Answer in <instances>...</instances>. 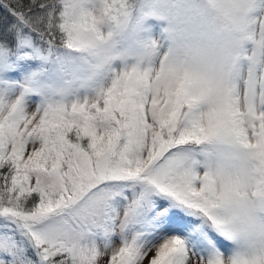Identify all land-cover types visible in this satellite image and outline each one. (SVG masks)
<instances>
[{
	"label": "rangeland",
	"instance_id": "374dc122",
	"mask_svg": "<svg viewBox=\"0 0 264 264\" xmlns=\"http://www.w3.org/2000/svg\"><path fill=\"white\" fill-rule=\"evenodd\" d=\"M72 1V29L95 53L88 62L70 52V80L55 66L42 78L48 57L31 39L36 59L18 71L0 44L1 159L29 174L24 190L52 194L50 211L0 208V264H56L47 259L64 248L75 264H264V0H217L231 25L221 31L204 0H155L139 42L127 31L135 0ZM187 95L199 105L175 140ZM73 127L98 133L97 159L76 142L55 145ZM180 136L198 147L214 138L212 151L187 146L145 189L142 176ZM4 197L0 185V206ZM202 207L214 208L221 235Z\"/></svg>",
	"mask_w": 264,
	"mask_h": 264
},
{
	"label": "trees",
	"instance_id": "16d2710c",
	"mask_svg": "<svg viewBox=\"0 0 264 264\" xmlns=\"http://www.w3.org/2000/svg\"><path fill=\"white\" fill-rule=\"evenodd\" d=\"M144 2L136 0L129 6L133 5V10L129 16V23L138 21L141 17L142 9L144 12L150 10V6L154 4L155 0H144ZM136 2V3H135ZM210 10L212 18L216 24V27L221 30L223 28H230V22L217 10L215 3L217 0H209ZM73 4L72 0H0V44H5L9 51V60L16 70H20L26 64L32 63L36 58L29 57L31 54L28 51V47L25 46L26 39H31L33 46L40 48L42 53L48 57L45 63L44 74L42 77L45 79L49 76L54 66L58 67L65 76L71 78L72 69L69 63V51H78L83 60L92 61V56L95 53L93 48H89L78 42L73 28V17L70 15L69 8ZM198 102L195 98L191 97L190 101L183 102L181 116L179 117L176 132L174 133V139L178 136V129L183 124V121L187 117L188 113L195 110L198 107ZM125 109V111H124ZM131 116L130 105L127 103L122 107L121 119L125 126L120 132V143L117 146L116 151H121L128 140L129 130L131 127H127ZM8 124L4 123L0 127V143L8 134ZM66 128L62 130L59 136V140L55 145L62 148L65 144L68 145V141L77 143L80 147L94 154L97 159L95 144L90 149L91 142L98 136L90 134L86 136L82 133L79 127H73L70 132L66 133ZM162 132L166 133L163 129ZM101 137L109 135V131L102 132ZM180 140L177 143L176 151H168V158L172 159L177 157L180 152L185 151L187 146L194 145L187 138L180 136ZM183 140V141H182ZM214 141V138H211ZM211 140L209 142H211ZM182 141V142H181ZM211 147V146H209ZM64 149V148H63ZM3 157V151L0 147V185H3L8 197L2 199L0 208L11 210H23L28 208L34 213H39L43 207L45 209L52 210L50 208V201L52 200V194L46 197L42 191L38 190H24L22 182L27 181L29 174L22 175L17 170V164L9 156L7 160L1 159ZM4 164H2V162ZM27 167H25L26 169ZM147 175V174H145ZM29 179V178H28ZM144 186L149 185L147 179L142 180ZM55 195V194H54ZM209 194L206 191H201L193 199L195 206L200 207L204 199H207ZM49 202L43 205L47 199ZM47 211V210H46ZM73 211V210H72ZM71 211V212H72ZM51 263L55 262L60 264H75L77 260L71 256V252L67 249H61L60 254L52 258ZM54 264V263H53Z\"/></svg>",
	"mask_w": 264,
	"mask_h": 264
},
{
	"label": "bare ground",
	"instance_id": "6f19581e",
	"mask_svg": "<svg viewBox=\"0 0 264 264\" xmlns=\"http://www.w3.org/2000/svg\"><path fill=\"white\" fill-rule=\"evenodd\" d=\"M174 3H175V0L172 1V6L174 5ZM132 25H136V21H133ZM70 52H73L74 55H76V57H77L78 59H80V60H82V61H85V60H83V58L81 57V55L78 53L77 50H76V51H73V50H70V51H69V60L71 59V57H70ZM90 154H91V153H90ZM91 157L94 158V159H96L95 156H94V154H91ZM63 161H64V160H63ZM161 165H162L161 161H158L155 165H153V167H152L151 169H152L153 172H154L155 169H157L158 167H161ZM60 167L62 168V174H63V177L65 178L66 175H64V174H65L64 171H65L66 168H68V165H67L66 161H65L62 165H60ZM107 210H108V209H107ZM108 211H109V210H108ZM27 228L30 229V226H28Z\"/></svg>",
	"mask_w": 264,
	"mask_h": 264
}]
</instances>
